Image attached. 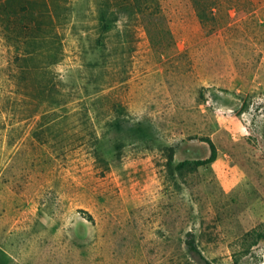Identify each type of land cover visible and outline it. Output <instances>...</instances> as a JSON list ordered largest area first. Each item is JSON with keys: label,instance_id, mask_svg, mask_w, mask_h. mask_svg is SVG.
Returning a JSON list of instances; mask_svg holds the SVG:
<instances>
[{"label": "rangeland", "instance_id": "rangeland-1", "mask_svg": "<svg viewBox=\"0 0 264 264\" xmlns=\"http://www.w3.org/2000/svg\"><path fill=\"white\" fill-rule=\"evenodd\" d=\"M98 1L0 0V264H264V0Z\"/></svg>", "mask_w": 264, "mask_h": 264}, {"label": "trees", "instance_id": "trees-1", "mask_svg": "<svg viewBox=\"0 0 264 264\" xmlns=\"http://www.w3.org/2000/svg\"><path fill=\"white\" fill-rule=\"evenodd\" d=\"M130 1H132V4H134V6H136L138 9H140L142 4H145L147 1H151V0H130ZM98 2H99L98 6H97V11H98V29H99L98 32H99V34H102L103 32H106L108 30L109 22L114 20V17L112 15L116 12V10H115V8H113V6H112V4L110 3L109 0H99ZM144 7H146V5H142L141 10ZM44 8H45L44 11H40L37 14V31H44L46 29V24H49V22L52 21V19H53V18H51V15H52V10L51 9L52 8L47 6V5H45ZM59 8H60V6H59ZM61 8H63V9H67L68 8L69 9V7H67V6H64V7L62 6ZM45 17L48 18L47 20L49 22L44 19ZM51 25H52V29H49L50 33L52 31L51 36H50L51 37V40H50L51 41V43H50L51 44V49H54V51H61L60 34L58 33V31H54L53 24H51ZM49 35L50 34H48V36ZM47 37H46V35L43 32L42 35H40V40L42 42H43V40L45 42H47V39H48ZM206 140L210 144L211 155L207 159H198V160H196L195 161L196 164H202V163L208 162V161L212 160L215 157L216 148H215L214 142L210 138H207ZM188 242H189V248L190 249L197 250V247L194 244L193 240H189Z\"/></svg>", "mask_w": 264, "mask_h": 264}]
</instances>
